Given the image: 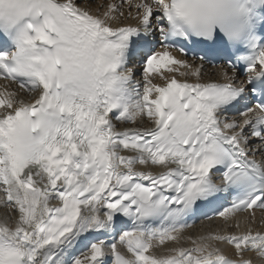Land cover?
Segmentation results:
<instances>
[{
	"label": "snow or ice",
	"instance_id": "6c2138e0",
	"mask_svg": "<svg viewBox=\"0 0 264 264\" xmlns=\"http://www.w3.org/2000/svg\"><path fill=\"white\" fill-rule=\"evenodd\" d=\"M0 80V264H264V0H0Z\"/></svg>",
	"mask_w": 264,
	"mask_h": 264
},
{
	"label": "bare ground",
	"instance_id": "6f19581e",
	"mask_svg": "<svg viewBox=\"0 0 264 264\" xmlns=\"http://www.w3.org/2000/svg\"><path fill=\"white\" fill-rule=\"evenodd\" d=\"M5 214V209L3 208L2 205H0V219L3 218ZM257 215L259 216V214L257 213ZM216 223L215 222H203L199 225H197L196 227L192 228L190 231H193V232H196V233H199L201 232L202 230H207L208 228L210 227H216Z\"/></svg>",
	"mask_w": 264,
	"mask_h": 264
}]
</instances>
